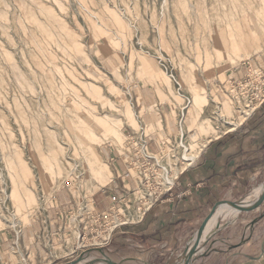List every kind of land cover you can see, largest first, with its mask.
Masks as SVG:
<instances>
[{
  "label": "rangeland",
  "instance_id": "374dc122",
  "mask_svg": "<svg viewBox=\"0 0 264 264\" xmlns=\"http://www.w3.org/2000/svg\"><path fill=\"white\" fill-rule=\"evenodd\" d=\"M262 14L264 0H0V231L23 226L58 189L87 200L105 184L144 89L180 104L174 141L156 157L165 186L182 144L200 148V124L226 130L252 107L235 83L264 74Z\"/></svg>",
  "mask_w": 264,
  "mask_h": 264
},
{
  "label": "crops",
  "instance_id": "0c3cea01",
  "mask_svg": "<svg viewBox=\"0 0 264 264\" xmlns=\"http://www.w3.org/2000/svg\"><path fill=\"white\" fill-rule=\"evenodd\" d=\"M245 75L244 69L236 72L238 79ZM219 94L218 90L216 96ZM150 96L147 89L142 90L137 130L129 126L124 133L127 139V135L142 133L144 146L138 150L123 142L122 149L110 150L112 175L105 184L92 188L87 200L70 188L58 189L45 209L23 226L0 231V264H65L77 257L78 243L99 236L110 224L114 228L103 233L108 240L99 247L115 262L161 264L171 258V264H179L171 256L177 255L207 219L206 235L215 237L198 244L189 264H264V197L258 205L243 206L227 228L221 229L229 203L264 176V102L234 129L224 131V123L200 124L192 148L204 146L187 151L194 153L190 162L178 156L176 173L168 172L172 180L154 200L140 178L126 175L127 163L136 156L157 157L168 151L177 134L180 104ZM188 121L193 127V118ZM261 190L262 186L253 189L244 202H254Z\"/></svg>",
  "mask_w": 264,
  "mask_h": 264
},
{
  "label": "built area",
  "instance_id": "2783aa9c",
  "mask_svg": "<svg viewBox=\"0 0 264 264\" xmlns=\"http://www.w3.org/2000/svg\"><path fill=\"white\" fill-rule=\"evenodd\" d=\"M235 86V88H238V90H240L241 94H244L249 97L250 102L252 103L250 111H252L257 105L264 102L263 73L252 72L251 74H248L246 76V79L244 81H239L238 83H235ZM127 142L131 145L136 146L138 150H140L145 144V140L142 139H131ZM159 169L160 165L156 162V157L154 155L143 154L140 156L133 157L127 163L126 175H133L135 177L140 178L141 183L146 186L150 194L154 196V200H157V196L159 195L160 189L164 187L161 186V182L157 181ZM167 185H169V181L165 183V186ZM114 225L110 224L108 228H104V234L111 232V230L114 228ZM110 226L111 228H109ZM107 240L108 237H104L99 243H95L93 241L89 242L88 244L78 243V245H76L75 247V251L88 248L90 246H102L106 244Z\"/></svg>",
  "mask_w": 264,
  "mask_h": 264
},
{
  "label": "water",
  "instance_id": "95a60500",
  "mask_svg": "<svg viewBox=\"0 0 264 264\" xmlns=\"http://www.w3.org/2000/svg\"><path fill=\"white\" fill-rule=\"evenodd\" d=\"M261 186H264V176L262 178H260L259 181L254 186L250 187L243 195H241L237 200H235L232 203L231 209H230L226 219L224 220L223 226L221 228L222 230H225L227 228V226L230 224L234 214L241 211L240 205L244 201V199L250 194V192L253 189H256V188L261 187ZM207 225H208V219L205 220L203 228L199 232L200 234L197 237L189 240L186 244H184L179 249V251H178L179 264H184L182 261V252L188 244L203 243V242L210 240V239H213L215 237L214 236L215 234H213V233L206 235ZM204 227H205V230H203ZM93 249H99L101 254H96L95 251H93ZM101 249L102 248H100V247H98V248L95 247V248H90L88 250L81 251V253L79 254V256L75 260H72V261L68 262L67 264H79L82 261V259L84 258V256H87V255H93L95 257H98L102 261H104L106 264H119V263L115 262L114 260L110 259L108 256H106ZM191 260H193L192 257H191L190 261Z\"/></svg>",
  "mask_w": 264,
  "mask_h": 264
},
{
  "label": "bare ground",
  "instance_id": "6f19581e",
  "mask_svg": "<svg viewBox=\"0 0 264 264\" xmlns=\"http://www.w3.org/2000/svg\"><path fill=\"white\" fill-rule=\"evenodd\" d=\"M263 15V14H262ZM264 16V15H263ZM189 101V100H188ZM249 111L250 110H247L246 112H244L243 113V115L239 118V119H237L235 122H234V124L231 126V127H229V128H236L235 126H237V125H239V123L244 119V117H246V115L249 113ZM251 112V111H250ZM233 128V129H234ZM229 130V129H228ZM182 131V130H181ZM225 131V130H224ZM219 134V133H218ZM128 136V135H127ZM131 139H136V140H140V139H142V140H145V138L143 137V135L141 134L139 137H137V136H133V134H131L130 136H128V139H127V141H129V140H131ZM182 146L184 147L183 149L185 150V151H188V148L186 147V146H184L183 144H182ZM202 146H204V143H202L201 145H200V148L202 147ZM200 148L198 149V150H200ZM198 152V151H197ZM196 153V152H195ZM196 155V154H195ZM184 157H186V159H187V162H190V160L192 161V158L194 157V153H187L186 152V154H184ZM101 162V161H100ZM156 162H157V159H156ZM187 162H185V164L187 163ZM102 164V163H101ZM103 166V165H102ZM98 167V166H97ZM48 168H49V170L52 168V167H47L46 169L48 170ZM161 168V167H160ZM67 169H69L70 171L73 169V168H67ZM96 169H98V168H96ZM164 169V168H163ZM46 170V171H47ZM45 171V172H46ZM99 173V172H98ZM176 173V172H175ZM174 173V174H175ZM99 175H102V178L104 179V177H103V175H104V173H102V172H100L99 173ZM167 175H168V172H167ZM96 177H98V176H96ZM102 178H100L101 180H102ZM172 178V177H171ZM171 178H169V176L166 178V180L167 181H170V179ZM172 180V179H171ZM171 182V181H170ZM263 197H264V186H262V190H261V193H260V195L258 196V198L254 201V202H249V203H247V201H249V199H246V201L244 202H242L241 203V205H240V208H242L243 206H245V205H247V204H249L250 206H255V205H258L261 201H262V199H263ZM229 206L231 207L232 206V203H229ZM215 211V210H214ZM211 217V215L209 216V218ZM119 221V220H118ZM109 228H111V226L109 227ZM101 239V237H98V239H97V237H94V238H92V240H89L88 242H91V241H93V242H95V243H99L98 241ZM102 240V239H101ZM100 240V241H101ZM87 242V240H85L84 241V244H86V243H88ZM198 244L199 243H193L192 244V246L191 247H187L185 250H184V252H183V256H185V264H189V261H190V259H191V257L193 256V254L195 253V251H196V248H197V246H198ZM101 262V259L100 258H98V257H93V258H91L90 260H88L87 262H85L86 264H99Z\"/></svg>",
  "mask_w": 264,
  "mask_h": 264
}]
</instances>
